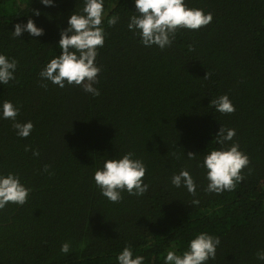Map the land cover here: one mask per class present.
I'll return each mask as SVG.
<instances>
[{
	"label": "trees",
	"instance_id": "1",
	"mask_svg": "<svg viewBox=\"0 0 264 264\" xmlns=\"http://www.w3.org/2000/svg\"><path fill=\"white\" fill-rule=\"evenodd\" d=\"M185 2L211 12L212 20L198 30L178 29L161 50L143 46L127 28L133 0H104L100 95L93 97L39 75L59 55L60 32L83 0L51 6L0 0V52L18 61L15 80L0 85V103L19 105L17 120L34 125L21 138L12 120L0 119V172L17 173L31 187L24 205L0 209V264H117L125 246L143 255L144 264H164L167 251H183L202 231L221 241L207 264H264L256 258L264 249V0ZM113 15L119 19L109 26ZM29 18L43 34L13 37L14 25ZM223 94L232 113L210 103ZM221 126L235 129L227 143H238L249 164L231 191L217 194L205 191L197 161L221 147L213 141ZM129 150L146 164L149 189L139 197L122 192L113 203L100 194L93 173L104 159ZM182 168L196 182L195 197L170 183ZM63 242L68 254L59 251Z\"/></svg>",
	"mask_w": 264,
	"mask_h": 264
},
{
	"label": "clouds",
	"instance_id": "2",
	"mask_svg": "<svg viewBox=\"0 0 264 264\" xmlns=\"http://www.w3.org/2000/svg\"><path fill=\"white\" fill-rule=\"evenodd\" d=\"M40 3L51 6L55 0H40ZM133 3L135 12L131 11L127 28L139 36L141 44L145 47L155 45L163 50L172 44L178 29L198 30L212 20L211 12L206 13L201 8L189 7L185 0H133ZM32 11L34 15H40L38 9ZM104 18V0H83V7L72 11L67 19V27L60 32L59 55L46 63L39 73L40 77L60 88H64L65 84L76 85L93 97L99 96L100 91L95 84L98 83L101 66L96 63V57L98 49L105 43ZM118 19L116 15L110 16L107 18V24L115 25ZM23 32L38 37L43 34L44 29L29 18L26 22L16 23L11 34L20 38ZM17 64L18 61L14 57L10 58L0 52V85L15 80ZM207 75L206 72L204 77ZM210 103L220 113H232L235 110L227 94L210 100ZM19 112L20 106L12 101L0 103V119L12 120L16 135L26 138L31 134L34 125L31 120L18 121ZM235 134V129L221 126L213 138L221 147L210 148L204 153L202 160L197 161V166L205 170L208 180L205 191L217 194L231 191L236 183L243 179L241 169L248 166L249 158L240 150L238 143H227L233 140ZM25 150H28L27 146ZM32 154L38 156L39 152L33 149ZM194 156V153L189 152L187 159L191 160ZM146 167L144 161L129 150L120 156L104 159L95 169L92 178L100 194L116 203L123 199L122 192L139 197L148 191L149 184L143 179ZM47 170L48 166L45 165V171ZM170 183L175 188H185L195 197L196 182L187 169L182 168L178 173H173ZM30 192L31 187L21 181L19 174L11 171L0 172V209L9 203L24 205ZM198 203V199L192 200V204ZM220 242L219 236L199 232L187 241L183 251H177L175 248L167 251L163 257L164 264H207L209 260L215 259ZM59 251L68 254L69 243L63 242ZM256 258L264 262V249L257 250ZM116 261L117 264H144L145 257L134 255L131 246H125L117 254Z\"/></svg>",
	"mask_w": 264,
	"mask_h": 264
}]
</instances>
